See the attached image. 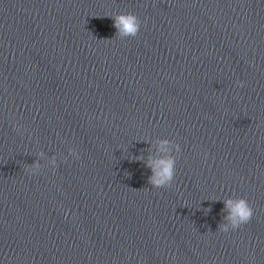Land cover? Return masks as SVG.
<instances>
[{"label": "water", "instance_id": "obj_1", "mask_svg": "<svg viewBox=\"0 0 264 264\" xmlns=\"http://www.w3.org/2000/svg\"><path fill=\"white\" fill-rule=\"evenodd\" d=\"M0 177L264 254V0H0Z\"/></svg>", "mask_w": 264, "mask_h": 264}]
</instances>
